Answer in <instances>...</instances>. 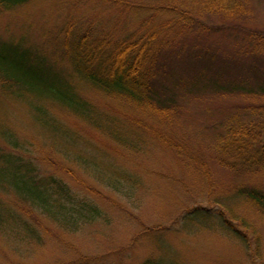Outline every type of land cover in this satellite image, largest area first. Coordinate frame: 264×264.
Masks as SVG:
<instances>
[{
  "label": "trees",
  "instance_id": "trees-1",
  "mask_svg": "<svg viewBox=\"0 0 264 264\" xmlns=\"http://www.w3.org/2000/svg\"><path fill=\"white\" fill-rule=\"evenodd\" d=\"M31 1L0 0V14L25 7ZM93 1L116 10L114 27L97 29L94 24H89L86 28L73 22L68 28L63 50L58 47L57 51L65 55L76 76L106 99L115 101L122 108L137 109L126 111L129 116L148 118L159 113L165 116L176 113L180 105L179 90L186 87L192 91L211 90L218 94L237 95L251 100V104L264 103V30L248 27L246 22L251 15H247V0ZM214 18L218 20L213 21ZM217 32L232 34L237 42L242 40L244 45L242 41L236 44L235 52L224 48L223 41H216L217 48L213 47V42L205 38ZM6 44L9 43L0 44V96L29 101L33 121L40 127L42 138L49 142V150L42 148L43 155L39 157L36 148L33 152L29 144L0 123V230L14 233L18 239L19 236L26 240L40 239L29 219L22 216V210L28 208L40 212L47 220L70 233L105 219L110 221L109 213L94 198H107L101 187L106 185L118 189L119 181L116 177L104 178L102 175L108 176L105 174L108 166L96 158L87 159L86 155L91 153L87 150L84 155L82 148L85 147L79 151L70 149V145L78 148L82 138L58 118L53 108L89 122L90 126L101 130L115 147L125 148L126 152L146 150V140L143 143V136L137 135L134 128L130 130L127 124L98 111L76 90L69 77L56 70L53 64L46 66L43 55L19 46L25 50L20 53L23 58H33L36 64L45 66V69L40 67L37 71L27 69L18 60L3 57L4 50L19 53L18 47ZM236 66L238 68L234 69ZM201 68L212 71L213 76H208ZM186 73L190 77L188 81L185 80ZM147 129L156 140L163 142L166 138L154 127ZM263 132L264 120L259 117L228 126L221 135L224 152L234 160L249 164L261 160L263 154L256 146ZM66 159L79 164L78 170L89 172L88 177L100 178L101 184L93 179L100 188L85 174V179L79 175L77 166L70 169H76L74 173L83 178L80 186L69 184L62 175ZM47 161L57 165V168L51 167L55 172L42 170V164ZM113 173L119 174L117 171ZM122 176L128 180L127 175ZM238 204L256 208L264 215V187L239 188L232 199L215 200V211L196 207L186 211L185 218L198 221L201 226L206 224L204 227L219 225L233 233L249 253L251 261L258 263L263 256V235L248 218L238 214ZM116 207L123 210L121 205ZM78 264L109 263L82 257ZM140 264L181 262L149 256Z\"/></svg>",
  "mask_w": 264,
  "mask_h": 264
},
{
  "label": "rangeland",
  "instance_id": "rangeland-1",
  "mask_svg": "<svg viewBox=\"0 0 264 264\" xmlns=\"http://www.w3.org/2000/svg\"><path fill=\"white\" fill-rule=\"evenodd\" d=\"M92 1L32 0L25 7L1 13L0 44L9 43L6 44L8 47L19 49V53L4 50L3 57L18 60L27 69L37 71L40 67L45 69V66H39L33 58H23L20 53L25 50L19 46L43 55L46 66L53 64L56 70L69 77L76 90L98 111L127 124L130 130L138 131L137 135L143 136V143L146 140V150L134 153L119 149L89 122L54 107L58 118L82 138L78 148L70 145V149L79 151L85 147L82 148L83 154L87 150L91 153L86 155L87 159L96 158L108 166L105 173L108 176H102L116 177L119 181L118 189L106 185L101 187L107 198L94 196L101 208L109 213L110 221L105 219L70 233L47 220L40 212L24 209L22 216L29 219L40 239L26 240L22 239L23 236L18 239L14 233L10 235L0 230V264H78L82 257L109 264H140L149 256H162L168 261L180 260L181 264H264V215L260 210L236 205L238 214L248 218L263 235V256L258 263L251 261L249 253L233 233L219 225L204 227L206 224L201 226L198 221L185 218L186 211L196 207L215 211V200L232 199L239 188L264 187V132L256 146L263 156L252 164L229 157L222 147L224 140L221 136L228 126L241 120L257 117L264 120V103L251 104V100L237 95L218 94L211 90L192 91L186 87L179 90L180 105L176 113L169 116L159 113L148 118L129 116L126 111L137 109L122 108L115 101L106 99L76 76L65 55L57 51L58 47L63 50L68 28L73 22L86 28L89 24H94L97 29L114 27L116 10ZM247 1V15H251L246 22L248 27L264 30V0ZM122 15L127 18L124 11ZM232 36L217 32L205 39L211 40L216 48V41H223L224 48L235 52L236 44L242 40L237 42ZM189 45H193L192 41ZM201 69L208 76L214 74ZM189 78L186 73L185 80ZM29 105V101L0 96V123L29 144L33 152L36 148V154L41 157L42 148L49 146V142L42 138V131L33 121ZM147 127L164 133V141L156 140ZM45 149L49 150L48 147ZM47 162L42 164L43 171L57 168L52 161ZM66 163L62 175L69 184L80 186L84 174L91 183H95L93 179L98 184L103 182L100 178L88 177L87 173H90L87 171L78 170L79 164L76 165L72 159H66ZM74 166L83 178L74 173L76 169H70ZM51 171L55 172L54 169ZM116 171L118 176L113 173ZM122 175H127L128 180ZM98 184L94 185L100 188ZM116 205H121L123 210ZM243 231L246 232L245 229Z\"/></svg>",
  "mask_w": 264,
  "mask_h": 264
}]
</instances>
